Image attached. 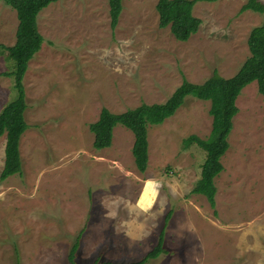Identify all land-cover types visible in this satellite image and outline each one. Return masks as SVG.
<instances>
[{"label": "rangeland", "instance_id": "1", "mask_svg": "<svg viewBox=\"0 0 264 264\" xmlns=\"http://www.w3.org/2000/svg\"><path fill=\"white\" fill-rule=\"evenodd\" d=\"M159 1L124 0L115 29L109 0H61L41 12L44 44L24 81L23 174L0 180V264L18 257L19 264H70L80 235L78 264L139 261L163 231L168 252L147 264H264V97L256 82L237 101L215 207L193 193L206 153L185 144L210 136L211 101L188 98L175 116L150 126L146 173L135 164L133 132L121 125L111 148H94L90 125L104 108L121 114L164 104L185 80L204 84L215 72L233 78L264 21L242 13L249 0L199 2L202 26L184 43L159 27ZM18 23L0 1V43L14 40ZM5 60L0 73L15 68ZM17 97L14 79L0 82V109Z\"/></svg>", "mask_w": 264, "mask_h": 264}, {"label": "trees", "instance_id": "2", "mask_svg": "<svg viewBox=\"0 0 264 264\" xmlns=\"http://www.w3.org/2000/svg\"><path fill=\"white\" fill-rule=\"evenodd\" d=\"M18 14L19 27L15 46L0 45V53L7 54V62L13 61L15 68L3 74L14 79V89L18 93L16 100L8 103L0 114V138L6 136L5 166L0 180L23 174L21 141L30 126L26 120L28 109L25 78L30 63L41 51L44 37L39 30L38 18L42 11L61 0H0ZM219 0H160L157 5L159 27L170 28L179 42H188L202 26V20L194 15V8L199 2L215 3ZM124 0H109L112 29L118 27L123 13ZM253 11L263 15L264 3L249 0L242 8V13ZM250 58L237 75L225 79L218 72L204 84H193L185 80L172 97L164 104H142L125 113L115 114L104 108L97 122L90 125L94 135V148L103 151L113 146L115 129L121 125L133 132L135 143L133 156L139 172L146 173L150 163V126H160L184 106L188 98L211 101L210 114L213 126L210 136L201 139L191 136L185 140L186 147L197 145L206 153L202 166L201 178L193 193L205 196L210 205L215 207L217 187L215 179L224 171L223 157L230 149V135L234 129V119L239 113L237 101L243 90L253 83L258 84L259 93L264 97V21L260 27L253 29L248 41ZM170 217V216H169ZM82 235L78 238L69 254L70 264H78ZM165 232L160 236L157 247L142 260L129 263H115L96 260L93 264H147L150 260L167 253ZM18 255V249L16 248ZM19 264V257H18Z\"/></svg>", "mask_w": 264, "mask_h": 264}, {"label": "crops", "instance_id": "3", "mask_svg": "<svg viewBox=\"0 0 264 264\" xmlns=\"http://www.w3.org/2000/svg\"><path fill=\"white\" fill-rule=\"evenodd\" d=\"M17 17H18V14H17ZM18 27H19V23H18V26H17V30L15 31V35H14V40H9V41H2L1 43H0V45H5V46H7V47H13V46H15V44H16V41H17V38H16V36H17V31H18ZM0 59L2 60V62L4 63V60L6 59V57L4 58V56H2V55H0ZM5 62H6V60H5ZM4 73H6V72H1L0 73V82H4V80L6 81V80H9V81H11V80H13V78L11 79V78H9V77H6V76H3V74ZM11 79V80H10ZM8 103H6L4 106H2V108L0 109V114H1V112H2V110L4 109V107L7 105ZM29 125V124H28ZM5 137V136H4ZM2 138V137H1ZM5 148H6V137H5ZM22 154V153H21Z\"/></svg>", "mask_w": 264, "mask_h": 264}]
</instances>
